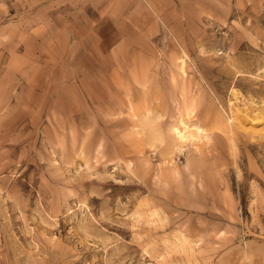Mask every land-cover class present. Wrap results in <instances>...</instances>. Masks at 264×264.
I'll list each match as a JSON object with an SVG mask.
<instances>
[{
    "label": "rangeland",
    "instance_id": "obj_1",
    "mask_svg": "<svg viewBox=\"0 0 264 264\" xmlns=\"http://www.w3.org/2000/svg\"><path fill=\"white\" fill-rule=\"evenodd\" d=\"M95 1L0 0V264H264V0Z\"/></svg>",
    "mask_w": 264,
    "mask_h": 264
},
{
    "label": "crops",
    "instance_id": "obj_2",
    "mask_svg": "<svg viewBox=\"0 0 264 264\" xmlns=\"http://www.w3.org/2000/svg\"><path fill=\"white\" fill-rule=\"evenodd\" d=\"M111 2L108 6V2ZM84 6V9H88V5ZM99 21H104L106 17H110L111 20L124 19V26H128V29H123L124 35L129 36H141L147 37V41L150 37L156 36L157 31L160 30L158 18L162 21L165 28L169 27L168 21L162 17L159 8L155 5L153 0L147 1L145 4L143 0H96L94 5ZM90 7V6H89ZM112 11L111 15L105 13L106 11ZM161 10V9H160ZM130 16V18H128ZM102 22H98L99 25ZM122 25V24H121ZM142 37V36H141ZM131 40H133L131 38Z\"/></svg>",
    "mask_w": 264,
    "mask_h": 264
},
{
    "label": "bare ground",
    "instance_id": "obj_3",
    "mask_svg": "<svg viewBox=\"0 0 264 264\" xmlns=\"http://www.w3.org/2000/svg\"><path fill=\"white\" fill-rule=\"evenodd\" d=\"M200 131V128L198 126H195L193 129L186 123L182 122V128L178 129L175 128L176 137L180 141H185L189 137H196L198 136V133ZM200 136V135H199ZM197 138V137H196Z\"/></svg>",
    "mask_w": 264,
    "mask_h": 264
}]
</instances>
